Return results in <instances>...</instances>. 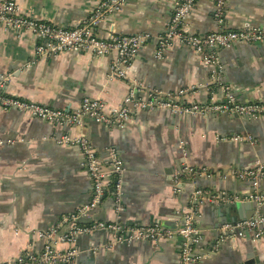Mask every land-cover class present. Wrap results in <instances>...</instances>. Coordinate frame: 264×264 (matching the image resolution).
Segmentation results:
<instances>
[{
    "label": "crops",
    "instance_id": "crops-1",
    "mask_svg": "<svg viewBox=\"0 0 264 264\" xmlns=\"http://www.w3.org/2000/svg\"><path fill=\"white\" fill-rule=\"evenodd\" d=\"M35 19L75 28L84 23L102 0H13ZM175 0H127L121 11L106 18L95 33L107 39L116 35H149L166 32ZM215 4L199 1L187 26L204 36L219 28ZM226 30L264 29V0H230L224 16ZM40 41L31 33L0 25V79L10 77L5 91L49 108L78 109L84 98L99 99L108 108H120L137 81V99H148L149 90L185 91V104L223 103L222 87L212 81L214 67L189 47L174 43L162 59L156 46L147 44L132 63L128 80L111 76V57L89 53H64L38 59ZM223 68V82L240 103L264 102V44H236L208 49ZM85 133L98 156L107 163L109 150L117 152L125 168L121 209L112 195L106 197L81 224L116 223L128 235L130 228L158 225L176 231L193 213V227L200 233L194 258L198 264H264V241L227 238L219 229L239 218L230 204L204 203L194 208L196 190L210 194L249 196V183L232 177L264 162V120L250 121L234 115H179L169 110L133 111L122 126L106 127L86 120L82 127H62L31 114L0 107V263L17 259L26 250L39 254L45 242L39 234L59 225L94 197L85 159L77 146L60 145L65 136ZM251 137L252 142L231 141ZM189 166L198 171L188 175ZM259 194L264 195V181ZM249 203V202H247ZM250 208L242 218L250 217ZM166 223V225H165ZM218 238V239H217ZM218 240V241H217ZM183 237L159 241L114 243L109 231L79 236L72 245L79 253L74 264H181ZM214 245L212 246V244ZM70 245L59 242L65 253ZM64 264V263H55Z\"/></svg>",
    "mask_w": 264,
    "mask_h": 264
},
{
    "label": "built area",
    "instance_id": "built-area-1",
    "mask_svg": "<svg viewBox=\"0 0 264 264\" xmlns=\"http://www.w3.org/2000/svg\"><path fill=\"white\" fill-rule=\"evenodd\" d=\"M127 0H102L91 12L84 23L75 28H66L53 25L39 19H35L22 11L13 0H0V25L15 29L19 32L31 33L40 43L35 48L38 59L57 57L64 53H89L98 58L111 57V76L119 80H128L133 61L140 51L150 42L156 46V57L162 59L164 53L174 43L189 47L200 55L204 60L214 67L212 81L215 86L222 87L224 94L223 103L208 104H185L182 98L185 91L178 93H165L159 90H149L148 99H137L136 91L142 84L135 81L120 108H108L99 99L84 98L74 111L67 109H55L32 103L9 94L5 91L10 77L0 79V107L4 110L19 111L31 114L33 117L62 127H84L86 120H94L106 127L124 126L133 116V111L139 110H169L179 115H234L250 121L264 120V102L262 103H240L236 95L224 85L223 68L217 56L212 53L205 55L208 49L230 48L236 44L263 45L264 29L247 27L242 30H226L224 27V16L230 0H210L215 4V19L219 28L204 36L194 35L187 26L192 11L201 0H175V10L168 23L166 32L157 37L149 35H113L107 39L99 38L95 31L100 24L109 16L119 13ZM231 141L252 142L251 137L238 136ZM60 145L77 146L82 157L88 175L94 185V197L89 205L78 210L70 218H64L59 225L41 232L39 236L45 242L43 251L39 254L26 250L17 259L0 264H74L78 251L72 246L81 235H87L95 231H109L113 234L114 243L135 241H159L161 239H172L176 234L183 237L181 248V264H198L194 258L195 246L200 243V233L193 227V213L185 217L183 227L179 230H164L160 226H146L130 228L128 235H117L120 227L116 223L94 222L81 224L84 218H89L96 207L103 202L108 190L112 189L118 210L121 209V198L123 195V181L125 168L123 162L113 149L109 150L108 161L104 162L93 147L89 136L85 133L76 137L65 136L59 141ZM184 171L197 177L201 173L208 175L207 170L198 171L185 166ZM232 177L249 183L253 192L247 196H234L226 193L221 195L210 194L202 190H196L193 195L196 203L195 209L204 203L214 205L255 202L257 208L255 215L245 221L228 222L223 224L219 231L221 236L218 242L226 239H245L249 237L253 242L264 241V195L259 194V188L264 181V162H256L253 167L244 171H234ZM64 242L70 245L65 253L55 250V245Z\"/></svg>",
    "mask_w": 264,
    "mask_h": 264
},
{
    "label": "water",
    "instance_id": "water-1",
    "mask_svg": "<svg viewBox=\"0 0 264 264\" xmlns=\"http://www.w3.org/2000/svg\"><path fill=\"white\" fill-rule=\"evenodd\" d=\"M226 207H227L228 211H230L232 209V210H236V212L240 213L239 214L240 215L239 218H241V219H239V220L238 219H235L233 221L230 220V221L225 222L224 224H226L228 222L245 221V220L251 219L255 215V211H256V208H257V204L255 202L238 203V204L230 205V206H226ZM248 208H250L252 210V214H251L250 217L244 219V218H242V211L244 209H248ZM165 225H166V223H165ZM219 233H220V231H219ZM220 236H221V233H220ZM220 236H219V238H220ZM213 245H214V243L212 244V246ZM57 263H60V262H57Z\"/></svg>",
    "mask_w": 264,
    "mask_h": 264
},
{
    "label": "trees",
    "instance_id": "trees-1",
    "mask_svg": "<svg viewBox=\"0 0 264 264\" xmlns=\"http://www.w3.org/2000/svg\"><path fill=\"white\" fill-rule=\"evenodd\" d=\"M112 191H113L112 189L108 190L106 197L110 196L112 194ZM106 197H105V199H106Z\"/></svg>",
    "mask_w": 264,
    "mask_h": 264
}]
</instances>
